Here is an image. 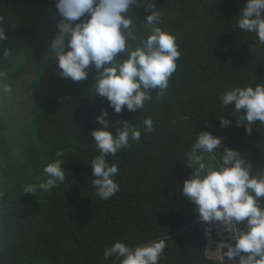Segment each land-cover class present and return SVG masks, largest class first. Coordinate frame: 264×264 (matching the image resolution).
Returning a JSON list of instances; mask_svg holds the SVG:
<instances>
[{"label":"trees","instance_id":"obj_1","mask_svg":"<svg viewBox=\"0 0 264 264\" xmlns=\"http://www.w3.org/2000/svg\"><path fill=\"white\" fill-rule=\"evenodd\" d=\"M56 2L0 0L7 36L0 41V54L6 48L12 51L0 69L7 70V83L23 74L29 84L35 82L31 87L44 88L29 98L30 117L15 129L5 110L0 112V192L8 209L0 217L8 222L0 264H119L115 257L104 260L106 246L122 241L135 247L159 239L167 245L159 264H218L206 254L207 240L195 223L197 206L182 194L191 175L184 153L198 132L210 131L222 139L218 152L237 150L253 164V174L264 171V124L257 121L248 133L230 115L232 106L220 102V95L233 87L264 84V48L257 49L256 34L245 33L235 21L246 0H153L162 14L160 26L177 37L181 57L162 99L156 100L154 90L143 111L125 106L120 113L95 94L102 69L90 66L81 81L60 76L55 86L47 83L54 79L51 67L37 59L45 58L58 34ZM130 11L134 23L144 26L149 14L144 0ZM30 50L37 54L30 56ZM123 58L126 53L117 55ZM102 110H107V130L113 136L124 122L142 133L138 144L130 141L117 157H108L110 164L119 161L120 185L109 200L96 195L90 164L98 154L91 133L103 127L96 120ZM220 116L230 125L222 128ZM147 117L154 121L152 133L143 128ZM57 151L63 152L65 182L47 192L24 193L23 186L46 178L43 169ZM245 224L238 226L246 230Z\"/></svg>","mask_w":264,"mask_h":264},{"label":"clouds","instance_id":"obj_2","mask_svg":"<svg viewBox=\"0 0 264 264\" xmlns=\"http://www.w3.org/2000/svg\"><path fill=\"white\" fill-rule=\"evenodd\" d=\"M138 0H57L60 16L58 34L50 44V54L55 57L62 78L81 81L87 78L88 69L94 66L99 71L94 88L95 94L106 98L114 112L120 113L125 106L128 111L144 110L145 103L162 99L169 87L170 78L177 70L181 57L177 37L164 30L162 14L155 8L153 0H144L149 14L144 26L134 23L130 9ZM90 18L81 21V17ZM0 16V41L7 36ZM80 21L79 23H74ZM236 25L245 33H255V47L264 48V0H246ZM11 50L0 54V64L11 59ZM126 58L117 59L119 53ZM7 70L0 69V92L10 93ZM224 107L232 106L231 116L238 126L244 124L251 133L252 126L259 121L264 124V84L254 87H233L220 95ZM107 110L96 117L102 128L91 133L97 151L91 161L92 186L102 200H109L120 190L116 181L119 161L109 163L108 157L128 148L130 141L138 144L141 130L128 122L117 128V134L107 129L111 122L105 119ZM220 126L227 127L231 121L219 117ZM244 122H247L246 124ZM146 133L155 131L151 117L143 119ZM221 137L210 131H200L185 151V165L191 175L182 185V194L197 206L199 217L204 222H220L231 233L234 244L221 241L216 252L218 264L235 261L238 264H264V171L253 174V164L246 161L237 150L221 146ZM62 151L48 163L43 171L45 179L39 185L23 186L24 193L36 194L37 190L50 191L66 179L62 167ZM8 209L0 192V217ZM246 222L245 229L238 225ZM8 222L0 219V251H3L8 236ZM208 243V242H207ZM211 244V243H208ZM165 239L151 240L135 247L122 241L106 246L104 260L115 257L119 264H159L166 248ZM226 249V251H225ZM247 254V255H244Z\"/></svg>","mask_w":264,"mask_h":264},{"label":"rangeland","instance_id":"obj_3","mask_svg":"<svg viewBox=\"0 0 264 264\" xmlns=\"http://www.w3.org/2000/svg\"><path fill=\"white\" fill-rule=\"evenodd\" d=\"M36 54H37V50H30V56L34 57V55ZM43 56L45 58L42 59V61L38 58L37 62L38 63L42 62V65L49 67V68L51 67L50 70L52 71V73L50 74H53L51 76L54 79H50V81H47L48 79H42V78H39V79H42L43 81H47V83L50 82L51 85L55 86L54 83L56 82V79L60 77L59 75L60 69L57 66L55 57L50 54V49H49V52L44 53ZM27 69H31V68L28 66ZM50 70L48 72H50ZM28 80L30 79H27L23 74L18 75V79H11L8 82L12 87V91L10 93L0 92V104L3 103L2 98L8 96V99L5 100L4 104H2L4 105V107L0 108V112L3 109L5 110L6 116L12 123L13 129H15L17 125H20L21 123H23L25 119H28L30 117L32 100L29 98L32 97L33 94H35L36 92L38 91L41 92L44 89L43 86H39L36 89H34L31 86H34L35 82H30L29 84ZM38 80H35L36 83ZM29 90L31 91V93ZM22 94H27V95L22 96ZM21 100H25L26 104L25 105L19 104ZM214 254H212V256H215L214 258L218 259V253L215 251Z\"/></svg>","mask_w":264,"mask_h":264},{"label":"built area","instance_id":"obj_4","mask_svg":"<svg viewBox=\"0 0 264 264\" xmlns=\"http://www.w3.org/2000/svg\"><path fill=\"white\" fill-rule=\"evenodd\" d=\"M202 230V233L208 243L214 245L217 250L218 244L221 241L233 243L231 233L225 230V227L220 222H204L200 219L199 215L195 219Z\"/></svg>","mask_w":264,"mask_h":264},{"label":"crops","instance_id":"obj_5","mask_svg":"<svg viewBox=\"0 0 264 264\" xmlns=\"http://www.w3.org/2000/svg\"><path fill=\"white\" fill-rule=\"evenodd\" d=\"M215 251H216V248L214 247V245L207 243V246H206V254H207V256H209V257H215V256H212V254H214Z\"/></svg>","mask_w":264,"mask_h":264}]
</instances>
